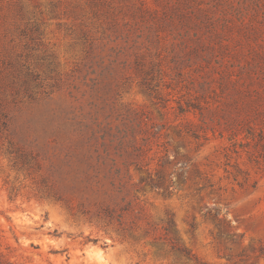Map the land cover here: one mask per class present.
Segmentation results:
<instances>
[{
  "label": "rangeland",
  "instance_id": "obj_1",
  "mask_svg": "<svg viewBox=\"0 0 264 264\" xmlns=\"http://www.w3.org/2000/svg\"><path fill=\"white\" fill-rule=\"evenodd\" d=\"M260 137L264 0H0V264H264Z\"/></svg>",
  "mask_w": 264,
  "mask_h": 264
},
{
  "label": "trees",
  "instance_id": "obj_2",
  "mask_svg": "<svg viewBox=\"0 0 264 264\" xmlns=\"http://www.w3.org/2000/svg\"><path fill=\"white\" fill-rule=\"evenodd\" d=\"M245 106H246V108H250V106H251V105H250V102H246ZM245 106H244V107H245ZM263 139H264L263 137H260L259 140H258V142H259V141L261 142ZM261 148L264 150V146H261Z\"/></svg>",
  "mask_w": 264,
  "mask_h": 264
}]
</instances>
